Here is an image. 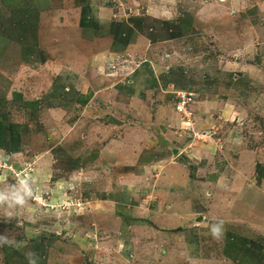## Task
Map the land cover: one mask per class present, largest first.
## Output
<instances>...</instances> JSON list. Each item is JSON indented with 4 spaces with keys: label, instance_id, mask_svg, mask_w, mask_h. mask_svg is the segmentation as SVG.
I'll return each mask as SVG.
<instances>
[{
    "label": "rangeland",
    "instance_id": "rangeland-1",
    "mask_svg": "<svg viewBox=\"0 0 264 264\" xmlns=\"http://www.w3.org/2000/svg\"><path fill=\"white\" fill-rule=\"evenodd\" d=\"M154 1L115 3L125 13H136ZM207 1L165 4L169 17L185 24L181 43L170 50L179 58L180 67L173 68L183 72L180 88L192 93L185 116L175 110L173 89L158 93L169 95L164 111L122 109L117 116L112 111L99 115L90 107V125L107 127L108 133L102 140V133L92 129L89 143H98L83 149L89 123L66 143L61 136L53 139L55 126L41 121L40 104L25 106L27 98L12 96L13 110L25 116L27 126L23 153L9 159L0 153V264H264V0H216L199 10ZM63 2L0 0V92L9 85L7 64L15 62L8 42L27 38L17 33L15 20L41 7L50 14ZM77 110L68 117L70 124ZM149 111L157 122L165 119L174 127L154 130L148 126ZM116 136L124 154L113 145L94 158L97 148ZM142 146L176 165L171 162L156 179L152 167L140 166L150 164L149 157L130 163V150ZM44 155L46 165L38 170L35 159ZM125 174L134 178L125 180L128 185L122 184ZM172 191L182 204L175 205ZM185 212L194 220L184 221ZM218 222L223 232L214 238L211 228ZM192 228L198 248L185 257L179 245ZM149 231L164 235V242L156 235L145 237ZM229 236L236 242L228 251ZM155 238L156 245L150 241Z\"/></svg>",
    "mask_w": 264,
    "mask_h": 264
},
{
    "label": "crops",
    "instance_id": "crops-1",
    "mask_svg": "<svg viewBox=\"0 0 264 264\" xmlns=\"http://www.w3.org/2000/svg\"><path fill=\"white\" fill-rule=\"evenodd\" d=\"M108 1L107 3L106 0H67L66 2L64 0L61 4L62 8L54 7L50 14L47 12L46 14L44 7H41L35 12L32 11L31 17L19 16V20H15L17 33L27 34V38L24 42L20 38L13 40L16 41L15 46L9 45L8 42V46L14 50L12 60L15 59V62L12 65L7 64L9 68H5V73L9 85L4 92H0V153L5 154L6 159L21 155L25 147L24 127L27 126V120L25 116L17 115L13 110L12 106L16 103L12 101V96L14 100L19 101L20 99L25 101L27 98L28 102H24L25 106L40 104L43 108L41 121L43 117L44 121L48 120L55 126L53 131L56 136L52 138L61 136L66 143L77 134L75 129L83 126L84 130L89 123L90 107L99 115L112 111L117 116L122 109L128 110L129 114L148 107L150 110L156 107L164 111L167 108L164 103L169 101L167 99L169 95H166L165 99L158 93L172 89V93L188 92L179 85L183 74L181 68H173L174 65L180 67V64H177L179 58L171 55L170 52L173 49L172 44L181 43L184 37L181 31H184L185 24L183 19L172 20L169 17L171 10L165 5L167 0L149 2L147 10L136 13L133 10L125 13L124 8L122 11V8L115 3L117 0ZM215 4L216 0H208L205 6L199 7V10ZM176 13L181 17L183 15L177 10ZM6 16H3V20ZM47 17L50 21H47ZM71 43L74 45L70 46ZM84 50L90 53L85 55ZM173 95L176 98V94ZM75 109H78L79 116L71 120L70 124L68 117ZM148 113H146L148 126L154 127V130L162 126H168L170 129L174 127L165 119L157 122L156 115H152V111ZM64 118L68 121L65 124L57 122ZM95 128L102 133V140L107 138V127L91 126L89 123L85 129L83 149L87 144L93 143L95 146L98 143V141L89 143L92 129ZM32 139L37 146L41 145V141L36 142L37 137L32 136ZM149 144L153 145V142L149 141ZM113 145L119 148L117 152L123 153V147L116 136L101 150L97 148L94 158L106 155L105 149ZM146 149L147 146L131 149L133 159L130 163L134 162V165L136 158L143 155L149 157L152 162L148 164V161H142L140 166L143 167L145 164L152 167L150 173L155 172L156 179L164 174L171 162L176 165L173 161H165L164 156L153 152L151 154L148 150L150 148ZM173 152L174 150L171 154H174ZM110 157L115 156L111 154ZM47 159L45 155L36 158V168L39 170L44 167ZM121 163L125 165L123 168L131 167L125 164L127 162ZM77 169L80 170L79 167ZM127 172L131 173L132 170ZM122 179H124L122 184L128 185L125 180L134 178L125 174ZM186 189L184 188L185 191ZM173 193L171 195L175 198V205L182 204L179 193ZM123 195L125 194L120 196ZM122 198L125 201V198ZM185 213L184 218L182 214H178L177 217H182L184 221L194 220L191 212L189 215L187 214L189 212ZM140 218L145 219L144 216ZM197 219L195 218V221ZM110 220L114 221V219ZM167 229L168 227L166 231L170 232V229ZM151 231L154 232L153 229ZM185 234L187 239L181 241L179 247H183L182 252L186 257L190 253H196L198 245H196L195 228L189 229ZM153 235L156 234L150 232L145 237ZM157 237H162L161 242H164V235L157 234ZM156 238L150 240L151 243H155L154 245L158 243Z\"/></svg>",
    "mask_w": 264,
    "mask_h": 264
},
{
    "label": "built area",
    "instance_id": "built-area-1",
    "mask_svg": "<svg viewBox=\"0 0 264 264\" xmlns=\"http://www.w3.org/2000/svg\"><path fill=\"white\" fill-rule=\"evenodd\" d=\"M176 103L174 104L175 110L183 116L187 114V105L191 101V94L189 92L180 91L175 95Z\"/></svg>",
    "mask_w": 264,
    "mask_h": 264
},
{
    "label": "clouds",
    "instance_id": "clouds-1",
    "mask_svg": "<svg viewBox=\"0 0 264 264\" xmlns=\"http://www.w3.org/2000/svg\"><path fill=\"white\" fill-rule=\"evenodd\" d=\"M223 232V223L218 222L211 228V234L214 238H219L222 235ZM29 264H35L34 261L30 260Z\"/></svg>",
    "mask_w": 264,
    "mask_h": 264
},
{
    "label": "trees",
    "instance_id": "trees-1",
    "mask_svg": "<svg viewBox=\"0 0 264 264\" xmlns=\"http://www.w3.org/2000/svg\"><path fill=\"white\" fill-rule=\"evenodd\" d=\"M30 104H34V103H30ZM261 175H263V173H261ZM262 178H264V175H263ZM235 239H236L235 237H232V236L230 237V236H229V237L227 238V245L229 246L232 242L235 243V242H236ZM240 242H243V243H244V240H241ZM234 243H233V244H234ZM230 247H231V246L226 247V249H228V251H229V250H230ZM227 255H229V254H227ZM230 257L233 258V256H230Z\"/></svg>",
    "mask_w": 264,
    "mask_h": 264
},
{
    "label": "water",
    "instance_id": "water-1",
    "mask_svg": "<svg viewBox=\"0 0 264 264\" xmlns=\"http://www.w3.org/2000/svg\"><path fill=\"white\" fill-rule=\"evenodd\" d=\"M173 153H175V150H174V152Z\"/></svg>",
    "mask_w": 264,
    "mask_h": 264
}]
</instances>
